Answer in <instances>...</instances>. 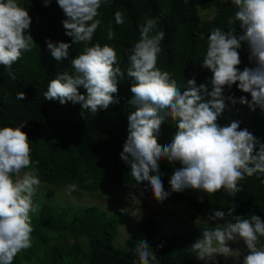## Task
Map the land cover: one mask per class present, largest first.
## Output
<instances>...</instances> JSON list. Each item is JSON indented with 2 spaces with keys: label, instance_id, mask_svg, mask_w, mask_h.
<instances>
[{
  "label": "clouds",
  "instance_id": "obj_1",
  "mask_svg": "<svg viewBox=\"0 0 264 264\" xmlns=\"http://www.w3.org/2000/svg\"><path fill=\"white\" fill-rule=\"evenodd\" d=\"M43 2L49 6L52 0ZM56 2L66 16L62 21L66 35L72 38V44H82L83 49L72 60L71 73L58 74L49 82L45 99L57 100L62 105L79 103L92 113L106 110L118 103L115 99L118 77H124L113 47L99 43L91 45L103 22L97 18L101 16L99 10L108 5L109 0ZM231 3L236 11L228 20V30L214 27L207 39L202 63L213 74L211 91L205 84L197 86L195 78L187 80L182 91L169 72L157 67L161 42L165 38L164 31L158 29V18H147L139 26V39L127 53V75L134 80L129 104L135 110L128 116L129 134L120 156L130 167V175L136 183L146 182L160 203L171 195L165 191L160 174L159 164L164 159L180 165L169 180L171 192L190 189L206 194L209 199L221 190L235 197L242 191V180L254 175L260 179L258 174H264V144L247 129L239 130L237 121L228 126L217 123L225 110V99L233 105L237 103L233 96L224 95V89L233 85L238 84L240 91L251 96L250 102L240 97V104L253 111L257 107L264 110V0H231ZM115 23H125L122 12H115ZM31 24L28 10L17 0H0V66L8 70L13 80L16 78L13 65L36 45L30 34ZM233 25L242 30L238 38L237 27ZM114 38L115 32L109 25L107 39ZM46 43L57 61L69 57L72 44L51 40ZM242 43L247 44L249 60L254 67L240 71L238 50ZM80 88L86 90V95L80 94ZM17 99H25V93H18ZM169 118L175 121L178 131L172 142L162 147L157 135ZM26 123L15 128L0 127V264H13L20 252L32 247L30 214L37 213L40 207L34 203V197L41 180L34 170L26 171L33 169L30 140L22 131ZM258 144L259 151L255 152ZM35 163L38 165L39 161ZM76 188L75 184L69 185V194ZM203 200L201 196L200 202ZM122 211L127 212L126 209ZM234 211L235 208H230L227 213L215 211L210 215L208 221L226 222L209 224L190 246V251L201 261L218 264L217 256L227 258L235 253L238 257L240 252H234L229 243L243 241L248 250L243 264H264V248L258 247L260 238L264 237V220L254 214L247 218L234 216ZM132 215L137 214L133 212ZM134 255L139 264L157 261L156 253L146 240L137 241Z\"/></svg>",
  "mask_w": 264,
  "mask_h": 264
},
{
  "label": "trees",
  "instance_id": "obj_2",
  "mask_svg": "<svg viewBox=\"0 0 264 264\" xmlns=\"http://www.w3.org/2000/svg\"><path fill=\"white\" fill-rule=\"evenodd\" d=\"M17 2L28 10L32 18L30 34L36 45L32 51L24 52L22 58L13 65L15 80L9 77L7 69L0 66V127L15 128L27 122L22 131L27 133L30 140L32 170L47 185L69 187L75 184L77 190L87 193H98L102 183H113L125 189L136 186L158 202L146 182L139 185L131 177L130 167L120 156L129 134L128 116L135 110L129 104L133 98L130 89L134 80L127 75V53L139 39V26L147 18H158V29L164 31L165 38L161 42L162 52L159 54L157 67L169 72L182 91L186 81L193 78L197 86L205 84L211 91L213 74L202 63L207 39L214 27L228 30V20L236 11L231 0H188L187 3L185 0H109V4L99 10L101 16L97 18L103 22L95 32L91 45L99 43L101 46L108 44L113 47L124 77H118V93L115 94L118 103L111 104L106 110L100 109L97 113L85 111L79 103L68 102L62 105L57 100L45 99L44 93L49 82L58 74L73 71L72 60L80 54L83 45L72 44V38L66 35L62 24L66 16L56 0H52L49 6H45L43 0ZM200 10L212 11L213 18L204 20ZM116 11L124 14L123 25L115 23ZM109 25L115 32V38L111 41L107 39ZM233 27H237V38L243 34L239 26ZM48 40L72 44L69 57L57 61L47 48ZM238 51L240 71L245 67H254L249 60L247 44L242 43ZM79 91L86 95L85 89L80 88ZM20 92L25 93V99H17ZM224 95L233 96L237 103L233 105L225 99L226 107L217 123L228 126L237 121L240 124L239 130L247 129L264 144V110L257 107L253 111L247 105L240 104V97H246L250 102L251 96L240 91L238 84L230 89L226 87ZM205 99L209 100L211 97ZM177 131L175 121L169 118L161 125L157 135L158 143L162 147L170 144ZM258 151L259 144L255 149V152ZM36 161H39L38 165ZM179 166L178 162L169 163L166 159L160 161L164 189L171 193L163 203L176 200L185 202L206 220L215 211L227 213L230 208H235L234 216L247 218L254 214L264 220V183L261 182L264 174H258L260 179L254 175L242 180V191L235 197H230L226 191L221 190L209 199L206 194L190 189L182 193L171 192L169 180ZM47 195L54 196L52 191ZM201 196L204 197L203 203L200 202ZM59 210L49 204L41 208L32 227L31 238L36 239L34 248L48 245V241L52 239L43 236L44 232L63 233L75 241L87 238L90 250L87 264H139L134 255L137 241L146 240L150 245L161 227L157 218L149 216L136 226L125 249L121 250L114 246L113 241L123 213L108 215L97 206H87L70 212V216L64 219L66 210ZM210 222L216 224L226 221ZM203 229L205 228L175 234L154 246L150 245L157 255L155 264H202L189 248L201 237ZM259 242L264 247V237ZM161 244L162 248L157 247ZM32 247L23 251L26 256H31ZM68 251L65 250V256L75 250ZM60 252V249L55 248L52 255L57 256ZM77 252L80 253L78 248L76 256ZM27 261L31 264L29 259ZM216 261L218 264H228Z\"/></svg>",
  "mask_w": 264,
  "mask_h": 264
},
{
  "label": "rangeland",
  "instance_id": "obj_3",
  "mask_svg": "<svg viewBox=\"0 0 264 264\" xmlns=\"http://www.w3.org/2000/svg\"><path fill=\"white\" fill-rule=\"evenodd\" d=\"M200 14L204 20L212 19L214 15L209 10H200ZM29 170L27 169L26 171ZM49 191L53 192V197L47 195ZM34 203L39 204L40 207L37 213L30 214L32 227H34V219L39 215L41 208L45 204L60 209L59 212L66 210L63 215L64 219H67L78 208L87 206H97L108 215L123 213V218L118 225L117 235L113 241L114 246L121 250L125 249L126 242L136 226L149 216H154L161 224L158 235L150 241L151 246L175 234H185L198 228H207L209 224L210 226H215V224L195 213L185 202L176 200L173 202L159 203L139 187L133 186L125 189L113 183H102L98 193H87L76 189L69 194L68 187L47 185L41 182L34 197ZM125 209L127 212L122 211ZM133 212H136L137 215H132ZM42 235H45L47 238H52L48 241V245H42L39 249L34 248L36 239H32L33 247L31 256H26L22 251L14 258L13 264H29L28 259L31 261V264L88 263L90 250L88 248L87 238H81V240L75 241L69 239L63 233L44 232ZM229 247L234 252H240V255L237 257L233 253L227 258L220 255L216 257V260L228 264H243L244 257L248 255L247 247L243 241L230 242ZM258 247H262L260 242L258 243ZM55 248L60 249L61 254L57 256L52 255ZM76 248L80 250V253L77 252V256ZM70 249H74V253L71 251V253H68V256H65V250L70 251ZM199 262L208 264L206 261L199 260Z\"/></svg>",
  "mask_w": 264,
  "mask_h": 264
}]
</instances>
